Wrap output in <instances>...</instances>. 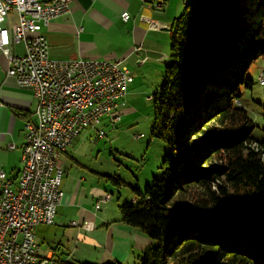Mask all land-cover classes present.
<instances>
[{"label":"trees","instance_id":"obj_1","mask_svg":"<svg viewBox=\"0 0 264 264\" xmlns=\"http://www.w3.org/2000/svg\"><path fill=\"white\" fill-rule=\"evenodd\" d=\"M251 3L192 0L172 24L170 60L151 98V135L169 152L161 174L120 205L121 221L153 240L140 264H264V142L237 102L250 60L264 53L256 38L264 15L248 21ZM53 264L94 263L56 256Z\"/></svg>","mask_w":264,"mask_h":264},{"label":"built area","instance_id":"obj_2","mask_svg":"<svg viewBox=\"0 0 264 264\" xmlns=\"http://www.w3.org/2000/svg\"><path fill=\"white\" fill-rule=\"evenodd\" d=\"M70 1L0 0V52L8 57L7 73L37 98V119L26 122L18 182L0 170V264H53V256L40 253L35 228L55 222L64 195V169L59 160L85 128H96L104 135L103 117L112 114L113 123L121 119L116 111L125 87L134 80L121 59L49 55L43 28L69 12ZM162 4L158 0L155 5ZM12 14H16L15 21ZM121 17L128 21L130 12L123 11ZM19 43L24 44L23 54L13 52ZM260 78L264 82V72ZM14 147L9 143V148ZM110 198L103 194L96 208Z\"/></svg>","mask_w":264,"mask_h":264},{"label":"crops","instance_id":"obj_3","mask_svg":"<svg viewBox=\"0 0 264 264\" xmlns=\"http://www.w3.org/2000/svg\"><path fill=\"white\" fill-rule=\"evenodd\" d=\"M162 1V6L157 7L155 4L158 0H71L69 12L54 18L43 28L49 45V55L56 59H121L134 76L125 98L135 93L138 86L135 73L160 72L170 60L171 27L190 0ZM125 10L131 15L128 21L121 17ZM140 45L142 47L137 49ZM12 49L16 54H23L25 48L23 43H19ZM8 67V57L0 52V170H5L16 184L24 164L21 147L26 140V122L37 119V98L31 89L21 87L16 78L7 73ZM124 98L116 111L120 114L124 110L120 107ZM81 135L82 133L64 152L66 159L74 160L69 157L67 150ZM9 143H13L15 147L9 148ZM64 154L60 159L63 169ZM67 169H64V173H68V177L66 180L63 177L61 182L64 195L58 205V212L61 216L64 211L71 212L72 217L78 219L67 224L91 225L96 217L102 223L106 221L104 227L109 232L106 242L109 248L108 259L115 261L127 260L135 252L143 253L153 244L151 238L139 228L123 223L121 217L113 223L108 222L109 217L98 213L96 208L98 199L106 192L91 188L92 195H89V187L84 184L86 177L73 173L71 168L69 172ZM98 194L100 196L94 202L93 198ZM61 216L57 221L55 219V223L65 224L61 221ZM55 250L49 249L43 253L40 249V253L56 257Z\"/></svg>","mask_w":264,"mask_h":264},{"label":"rangeland","instance_id":"obj_4","mask_svg":"<svg viewBox=\"0 0 264 264\" xmlns=\"http://www.w3.org/2000/svg\"><path fill=\"white\" fill-rule=\"evenodd\" d=\"M251 4V13L247 14L248 21L259 23L261 16L264 15V0H252ZM256 6H258L257 9ZM11 17L13 21L16 20V14H12ZM256 38L263 40L264 33ZM258 50L259 48H255L253 51ZM250 53L251 51L248 55ZM250 61L246 77L237 88L240 94L237 102H240L247 110L254 123L252 136L262 143L264 142V84L260 83V75L264 72V53ZM136 74L138 86L135 93L125 97L123 104L120 105L124 108L121 111V119L113 123L112 114L103 117L100 126L104 129V135H99L96 128H85L81 137L67 150L69 157L74 158V162L72 159H66L63 153L64 169L68 168L69 172L71 168L73 173L86 177L84 184L89 187V195H92L91 188H96L111 196L109 201L103 202L97 209L98 213L108 216V222L111 223L122 217L120 205L129 201L134 195L133 186L145 190L146 186L153 182V177L161 174L163 159L169 152L166 140L151 135L155 115L154 104L150 96L163 83L164 68L156 73L143 74L141 71ZM248 81L252 83L248 85ZM138 134H143V136L137 137ZM106 175L120 177L126 183L120 186L113 184L106 179ZM63 177L66 180L68 173L65 172ZM99 196V194L94 196V202ZM60 216L57 212L56 221ZM73 219L78 221L77 218L72 217L71 212L64 211L61 221L65 224L56 222L36 226L37 241L42 252L56 249V256L61 259L94 264L115 261L108 259L109 248L106 242L109 232L104 227L107 222L102 223L99 217H96L91 225L71 226L67 224ZM141 254V252L132 253L127 260L121 263L140 264L138 257Z\"/></svg>","mask_w":264,"mask_h":264},{"label":"bare ground","instance_id":"obj_5","mask_svg":"<svg viewBox=\"0 0 264 264\" xmlns=\"http://www.w3.org/2000/svg\"><path fill=\"white\" fill-rule=\"evenodd\" d=\"M249 16H250V15H249ZM251 17H253V16L251 15ZM132 82H133V81H132ZM260 83H261V84H264L263 79H261V78H260ZM130 84H132V83H128L127 86L125 87V88H126V91H127V89H128V87H129ZM21 151H22L23 158H24V151H23V150H21Z\"/></svg>","mask_w":264,"mask_h":264}]
</instances>
